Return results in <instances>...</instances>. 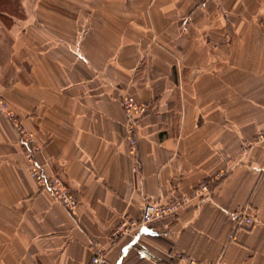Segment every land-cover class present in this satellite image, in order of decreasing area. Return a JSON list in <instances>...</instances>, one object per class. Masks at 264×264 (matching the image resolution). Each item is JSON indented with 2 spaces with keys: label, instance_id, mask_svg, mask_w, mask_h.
<instances>
[{
  "label": "crops",
  "instance_id": "crops-1",
  "mask_svg": "<svg viewBox=\"0 0 264 264\" xmlns=\"http://www.w3.org/2000/svg\"><path fill=\"white\" fill-rule=\"evenodd\" d=\"M126 95L150 106L137 170ZM0 99L79 201L73 217L39 186L0 112V264H264V0H0Z\"/></svg>",
  "mask_w": 264,
  "mask_h": 264
},
{
  "label": "built area",
  "instance_id": "built-area-1",
  "mask_svg": "<svg viewBox=\"0 0 264 264\" xmlns=\"http://www.w3.org/2000/svg\"><path fill=\"white\" fill-rule=\"evenodd\" d=\"M121 104L125 113L129 118L126 126V141L128 145V153L135 160L134 169L137 170L136 157L138 153V137L134 123L136 117H144L150 112V106L146 103L138 101L135 97L126 95L121 97ZM0 112L11 123L14 130L18 135V142L22 153L27 159L30 166L31 176L39 184L41 188L47 190L54 201L66 209L73 217H76L79 208V201L73 191L63 182L59 176H50L44 173L41 167L35 160L36 154L40 151L39 146L36 144L33 134L26 129L23 122L17 113L11 108L9 103L0 99ZM255 143H264V130L257 133ZM218 178V177H217ZM216 179H211L198 185L190 196H181L170 203H156L148 202L143 207L142 219L140 223H135L133 226L146 230L147 225L154 221H163L172 219L186 206L195 202L201 204L205 201L213 191ZM238 225H245L251 227L254 220L243 212H239L235 217ZM127 223H123L115 230L114 236L122 235L127 232ZM182 264H215L197 261L191 257L177 253L174 255ZM90 264H110L107 256L103 253L95 254L90 261Z\"/></svg>",
  "mask_w": 264,
  "mask_h": 264
}]
</instances>
